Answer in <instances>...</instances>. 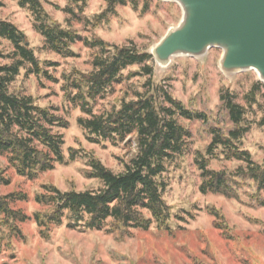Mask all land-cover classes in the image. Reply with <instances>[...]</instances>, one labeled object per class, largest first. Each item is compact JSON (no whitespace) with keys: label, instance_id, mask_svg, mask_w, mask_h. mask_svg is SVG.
I'll return each instance as SVG.
<instances>
[{"label":"rangeland","instance_id":"obj_1","mask_svg":"<svg viewBox=\"0 0 264 264\" xmlns=\"http://www.w3.org/2000/svg\"><path fill=\"white\" fill-rule=\"evenodd\" d=\"M42 4L52 21L75 29L82 39L72 43L74 56L56 53L45 47L28 9L20 7L16 0H0V19L14 23L25 33L41 65L58 79L38 76L26 64L10 90L33 96L38 104L52 108L68 121L67 127L53 128L64 137L66 161L28 178L19 175L7 157L0 154V175L9 180L0 183V194H26V200H16L12 207L31 216L19 224L22 234L16 237L0 225V264H264V208L258 204V198L264 199V190H258L254 181L241 178L238 198L200 190L202 175L196 158L199 152L206 154L212 141L211 127L226 134L234 127L221 101L222 90L230 91L245 108L243 124L247 129L237 145L250 151L255 164L264 163V126L260 124L264 117V83L255 70L224 72L220 67L223 51L218 47L210 48L201 57H172L167 66H160L153 57L148 62L153 67L151 75L131 76V72L141 71L142 65L129 66L122 71L121 80L114 81L110 92L93 102L95 113L111 110L123 100L136 99L151 80L162 84L188 109L203 114L200 119H187L179 111L175 114V119L192 136L184 154L167 162L162 175L167 184L163 197L170 206V229H160L156 223L148 230L111 231V224L101 229H79L70 227L65 219L61 224L51 225L48 238L40 234L34 212L46 211L48 207L36 202L35 196L45 192V186L54 185L62 191L99 189L103 184L89 177L85 154L119 173L137 150L135 136L116 145L109 141L95 143L87 138L78 122L87 115L67 98L63 74L95 68L94 60L102 54L93 43L97 39L120 46L134 43L151 54L153 47L183 16L181 6L167 0H127L125 5L117 4L107 12L100 22L97 16L106 11L108 0L79 3L42 0ZM0 50L11 52L13 45L0 37ZM7 61L0 59V63ZM70 148L78 151L74 160L70 159ZM222 150L215 148L207 156L209 168L236 173L246 167L244 161L225 158ZM212 208L220 212L222 219L216 220L210 213Z\"/></svg>","mask_w":264,"mask_h":264},{"label":"trees","instance_id":"obj_2","mask_svg":"<svg viewBox=\"0 0 264 264\" xmlns=\"http://www.w3.org/2000/svg\"><path fill=\"white\" fill-rule=\"evenodd\" d=\"M16 1L20 7L30 11L36 31L44 38L45 47L65 57L75 55L72 43L82 39L75 29L52 21L42 0ZM74 1L79 3L81 0ZM126 2L108 0L106 11L97 16L98 22L117 4L125 5ZM0 37L13 45L11 52L0 50V59L8 60L0 63V154L7 157L19 175L35 178L54 169L56 164L65 163L64 137L53 128L67 127L68 121L52 108L38 104L33 96L11 91L10 86L21 70L26 69V64L38 76L54 81L58 79L44 69L28 45L25 33L14 23L0 19ZM93 43L102 52L94 60L95 68L63 74L67 98L87 115L81 116L78 122L91 142L109 141L116 145L129 136H135L137 150L125 163L124 171L119 173L85 154L89 177L100 180L103 186L83 191H62L54 185L45 186L46 191L36 194L35 200L48 210L34 212L33 218L44 238L49 237L51 225L61 224L65 219L70 227L79 229H101L111 224V231L148 230L154 223L160 229H170L171 211L163 197L167 184L162 175L167 162L184 154L192 136L191 131L175 119V114L179 111L187 119H200L203 114L188 109L162 84L151 80L145 83L147 89L138 92L136 99L123 100L118 107L95 113L93 102L110 92L114 81L121 80L122 71L127 67L142 65L141 71L131 72V76L151 75L153 67L148 62L153 56L141 51L134 43L120 46L102 39ZM49 64L55 65L53 62ZM221 101L234 127L228 134L211 127L212 141L206 154L199 152L196 158L202 175L200 190L202 193L238 198L239 178L252 180L258 190H264V163L255 164L250 151L241 149L236 143L247 129L243 124L245 108L227 90H222ZM260 124L264 126V117ZM218 147L223 148L225 158L244 161L246 167L239 168L236 173L209 168L210 158L207 156ZM76 153L77 150L70 148L71 160L76 159ZM2 181L9 183L0 175V183ZM27 197L20 192L0 194V225L9 230L10 236L21 235L19 224L31 219L23 210L12 207L14 201L26 200ZM258 199V204L264 208V199ZM210 213L216 220L222 219L218 210L212 208Z\"/></svg>","mask_w":264,"mask_h":264},{"label":"water","instance_id":"obj_3","mask_svg":"<svg viewBox=\"0 0 264 264\" xmlns=\"http://www.w3.org/2000/svg\"><path fill=\"white\" fill-rule=\"evenodd\" d=\"M183 11L151 54L160 66L172 57H201L210 48L223 51L226 73L255 70L264 83V0H167Z\"/></svg>","mask_w":264,"mask_h":264}]
</instances>
